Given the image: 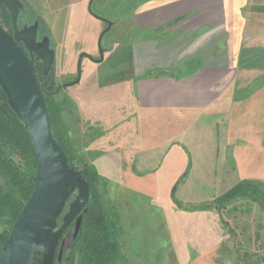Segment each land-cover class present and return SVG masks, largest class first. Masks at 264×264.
<instances>
[{"label": "rangeland", "instance_id": "rangeland-1", "mask_svg": "<svg viewBox=\"0 0 264 264\" xmlns=\"http://www.w3.org/2000/svg\"><path fill=\"white\" fill-rule=\"evenodd\" d=\"M22 2V24L40 20L39 41L50 38L56 85L74 81L80 56H89L83 58L80 83L63 88L54 97L62 111L53 128L58 138L60 127L66 128L71 152L77 156L74 163L81 167L79 160L83 159L102 178L99 192L118 224L119 264H251L254 259L264 260V208L247 197L227 203L217 200L239 179L232 172V159L223 156V131L218 141L221 152L211 156L207 151L212 149L204 138L210 135L213 121L220 118L214 117V112L202 120L192 116L185 132L166 130L156 116H150L145 126L138 124L144 115H137L130 71L124 68L120 72L116 67L130 60V15L136 1ZM103 19L113 26L101 43L106 60L97 63L90 57L101 58ZM219 126L222 128V123ZM182 133H186L184 140H180ZM170 138L177 140L166 146ZM126 150L140 175L160 177L157 194H141L123 183L120 175L125 166H131L121 163ZM141 158L150 163H134ZM190 170L188 183H193L194 192H176ZM185 198L196 200L187 202ZM206 206L209 209H202ZM178 210L186 215L177 214ZM73 231L74 224L66 248Z\"/></svg>", "mask_w": 264, "mask_h": 264}, {"label": "crops", "instance_id": "crops-1", "mask_svg": "<svg viewBox=\"0 0 264 264\" xmlns=\"http://www.w3.org/2000/svg\"><path fill=\"white\" fill-rule=\"evenodd\" d=\"M135 1L130 60L116 67L130 71L137 115H144L139 126L156 116L166 130L185 132L192 116L202 120L214 112L221 121H213L204 138L212 149L207 151L211 156L221 152L218 141L223 131L221 148L235 164L236 184L264 183V0ZM180 136L184 140L186 133ZM174 140L170 138L166 146ZM120 159L122 165H131L120 175L126 187L141 194L158 193L157 174L140 175L127 150ZM134 163L150 162L141 158ZM191 174L190 170L179 181L176 192H194L193 183H188ZM176 213L186 215L182 210Z\"/></svg>", "mask_w": 264, "mask_h": 264}, {"label": "water", "instance_id": "water-1", "mask_svg": "<svg viewBox=\"0 0 264 264\" xmlns=\"http://www.w3.org/2000/svg\"><path fill=\"white\" fill-rule=\"evenodd\" d=\"M0 3L9 10L15 28V34L10 35L0 25V88L31 136L37 163L34 190L1 250L0 264H55L56 260L60 263L66 246L64 232L74 224L73 240L77 238L90 186L82 173L70 164L52 135L44 94L34 69V60L42 62L43 76L51 75L54 82L55 51L51 49L50 38L46 36L38 41V22L18 31V0H0ZM109 28L100 38L101 58L97 63L104 60L101 43ZM84 57L89 56H80L77 79L64 87L80 83Z\"/></svg>", "mask_w": 264, "mask_h": 264}, {"label": "trees", "instance_id": "trees-1", "mask_svg": "<svg viewBox=\"0 0 264 264\" xmlns=\"http://www.w3.org/2000/svg\"><path fill=\"white\" fill-rule=\"evenodd\" d=\"M34 69L40 86L44 82L45 85L48 84L50 77L44 78L42 62H34ZM42 92L54 139L68 157L70 164L82 173L90 186L88 204L82 212L80 232L75 240L71 235V242L67 248L65 246L62 262L56 260L55 264H119L122 252L117 238L118 224L116 216L106 208L99 192L102 178L96 168L83 159L79 160L81 167L74 163L77 156L71 152L73 149L69 144L66 128L60 127L59 138L53 128L62 111L60 104L54 100L56 94L44 89ZM36 178L37 163L31 136L9 107L0 88V253L34 190ZM240 197L250 198L264 208V183L258 180L240 181L217 200L227 203ZM179 205L183 209L180 202ZM202 209H209V206ZM72 230L73 225H70L64 232L63 239H66ZM249 259L252 261L254 258L251 256ZM251 264H264V260L254 259Z\"/></svg>", "mask_w": 264, "mask_h": 264}, {"label": "flooded vegetation", "instance_id": "flooded-vegetation-1", "mask_svg": "<svg viewBox=\"0 0 264 264\" xmlns=\"http://www.w3.org/2000/svg\"><path fill=\"white\" fill-rule=\"evenodd\" d=\"M18 2H19V4H20V10H19V15H18V21H17V29H18V31H22L23 29H25V28H28V27H31V26H33L34 24H35V22H38L39 23V30H38V36H39V33H40V28H41V22H40V20H36V21H34V23L33 24H27L26 26L24 25V24H22V22H21V14H22V11H23V9H24V4H23V2H22V0H18ZM103 21V23H104V32L107 30V28H109V24L108 23H110L109 21H107V20H105V19H103L102 20ZM0 25L2 26V28L7 32V33H9L10 35H14L15 34V28H14V26H13V24H12V21H11V16H10V12H9V10L4 6V5H2L1 3H0ZM110 28H109V30L108 31H110V29H111V27H112V23H110ZM107 31V32H108ZM106 32V33H107ZM106 33H105V35H106ZM104 35V36H105ZM104 36H103V38H104ZM103 40V39H102ZM38 41H39V39H38ZM41 41V40H40ZM19 46L23 49V51L26 53V55L28 56V57H30V54H29V52H28V50L25 48V46H24V44L23 43H20L19 44ZM103 51H105V50H103ZM105 52H104V59H105ZM95 62L97 61V60H99V59H96V58H94L93 59ZM104 61V60H103ZM103 61L102 62H99V63H103ZM34 62H36L35 60H34ZM77 76H78V74H77ZM48 77H50V81H49V83L48 84H44V83H41V86H40V88H41V90L42 89H44L45 91H47V92H50L51 91V93H53V94H58V93H60L62 90H63V88H65L64 86L66 85V84H63V85H56L55 84V80H56V78H55V80H54V82H52V77H51V75H48V76H46V77H44L45 79H47ZM77 79V78H76ZM75 79V80H76ZM37 80H38V78H37ZM74 80V81H75ZM74 81H72V82H74ZM38 83H39V81H38ZM68 84H69V82H68ZM40 85V84H39ZM58 90V91H57ZM73 225V224H72Z\"/></svg>", "mask_w": 264, "mask_h": 264}]
</instances>
